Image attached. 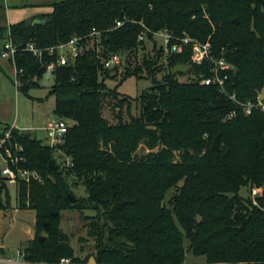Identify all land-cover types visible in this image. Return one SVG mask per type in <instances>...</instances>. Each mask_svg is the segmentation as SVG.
Segmentation results:
<instances>
[{"label": "trees", "instance_id": "16d2710c", "mask_svg": "<svg viewBox=\"0 0 264 264\" xmlns=\"http://www.w3.org/2000/svg\"><path fill=\"white\" fill-rule=\"evenodd\" d=\"M50 6L49 14L0 25V55L10 31L19 50L16 65L23 70L18 91L30 99L58 55L45 53L40 60L25 50L27 44L46 50L82 37L84 47L74 63L52 72L47 98H54V116L69 123L64 142L50 147L32 131L12 132V143L25 148L21 166L42 178L17 188L19 203L29 200L36 211L35 236L23 248L26 260L185 264L191 252L206 264H264V113L247 115L231 99L255 101L264 89V0H61ZM144 26L150 40L164 32L210 43L213 55L233 66L222 73L228 75L227 94L202 84L213 66L192 63L191 46L164 58V47L154 43L156 58L144 61L150 77L162 66L189 64L195 77L182 82L168 71L163 81L152 79L153 86L139 98L141 114L130 115L129 122L117 115L118 123L111 124L104 116L107 98L116 99L119 108L130 99L107 86L116 76L104 68L102 57L144 50L145 42L138 41ZM93 29L102 34L101 53L86 39ZM142 72L136 67L122 81L143 78ZM236 110L237 117L224 121ZM218 135L220 149L213 151ZM141 146L147 152L140 155ZM79 184L87 197L75 194ZM243 188L249 190L247 198L241 196ZM255 188L262 190L258 206ZM11 203L0 182V212ZM65 210L95 213L85 217L88 236L95 240V252L86 258L76 254L61 227Z\"/></svg>", "mask_w": 264, "mask_h": 264}, {"label": "rangeland", "instance_id": "374dc122", "mask_svg": "<svg viewBox=\"0 0 264 264\" xmlns=\"http://www.w3.org/2000/svg\"><path fill=\"white\" fill-rule=\"evenodd\" d=\"M43 1L58 2L61 0H0V7L8 10L7 16L10 15L8 23H13L16 22V19H13L14 17L10 14L11 10H15V8L19 10V8L33 6L38 2L40 4ZM1 24H7L5 12L3 11H0ZM154 43L159 49L165 47V37L163 35H155L154 40L147 38L144 50L120 52L124 53V55L119 54L122 63L111 70L116 79H108L106 84L110 89L116 88L121 97H127L130 101L122 108H119L116 106V99L107 98L104 104V116L111 124L118 123L117 115H120L123 121L129 122L130 115L138 117L141 114L139 98L153 86L152 79L161 82L168 71L182 82L189 81L195 77V71L191 64L177 65L171 69L162 66L161 71H157L153 78L150 77L145 69L144 61L145 59L153 60L156 58L158 53L154 51ZM164 58L159 63L160 65L165 63ZM2 62L6 63L0 56V64L4 67L3 71L0 70V127L16 125L17 129L32 131L38 139L45 142V133L40 131V129L45 127L50 119L54 118V98H47L50 88L54 84L53 73L48 71L44 75L40 81V88L30 91L29 95L32 98L30 99L24 93L18 91L15 84L14 69L12 70V67L8 64L3 65ZM139 66L144 68V72L141 73L144 76L143 78L131 76L122 81L127 73H132ZM146 152L145 147L141 146L139 154ZM68 162H71L70 159H68ZM3 165L4 163L0 159V166ZM73 190L77 197H87L86 189L81 184L74 185ZM172 195L173 191L168 194L167 200ZM241 196L247 198L249 190L243 188ZM94 214L93 211L89 210H65L62 212L61 227L71 238V244L76 250V254L82 258H86L95 252V240L88 236L87 222L85 220L86 216ZM35 222L36 211L27 208L25 204L19 203L18 189L13 187L11 207L6 211L0 212V249L13 256L18 250L26 247L27 242L31 240L30 238L33 239L35 236ZM188 246L189 243L186 242V247ZM185 264H206V261L204 257H195L191 252H188Z\"/></svg>", "mask_w": 264, "mask_h": 264}, {"label": "built area", "instance_id": "2783aa9c", "mask_svg": "<svg viewBox=\"0 0 264 264\" xmlns=\"http://www.w3.org/2000/svg\"><path fill=\"white\" fill-rule=\"evenodd\" d=\"M122 26L121 22H117V27ZM145 30L140 34L138 41L145 42L148 38L149 30L144 26ZM156 35H163L165 37L164 57H167L173 53H179L185 46H191L192 48V63L201 65L208 61L212 64V76L209 78H202L203 85H217L221 92L227 94L226 83L228 81V75L223 72H227L232 69L233 66L229 64L224 58L217 59L212 53L210 43L202 44L191 38H184L177 40L172 34L160 32ZM90 39L92 45L96 48L98 53L102 50V34L101 32L93 29L91 34L86 38ZM82 37H74L70 42L60 45L58 47H52L46 50L38 48L34 43H29L26 46V51L32 53L35 57L42 60L44 54L47 53L49 56L58 55L57 62H53L47 66V72H53L58 66H67L76 61V59L84 52L82 46ZM172 41H176L172 44ZM19 50L13 43L11 32L8 31L5 41L3 43L1 58L11 63L14 69L15 84L18 88L20 85V78L23 74V70L18 69L16 65V57ZM102 65L105 69H113L122 63L121 56L119 54H111L107 57H102ZM231 99L242 109L245 114L251 115L254 110H260L264 113V89L257 91V98L255 101H249L242 103L237 100L236 96H231ZM237 110L230 113L224 121L231 120L237 117ZM69 128V123L66 120H56V117L50 119L43 130L46 133V144L50 147H56L64 142V137ZM17 129L15 125L7 131L0 130V159L4 165L0 166V182L5 185L9 190L12 197V188H18V186L25 182L30 183L32 179L42 181V178L38 173L27 170L21 166L22 163L26 162L24 156L25 148L18 142L12 143L13 130ZM253 201L254 205L258 206L257 198L261 196V189H253ZM19 199V195H18ZM25 205L27 208H31L30 201H26ZM72 260L64 258L60 264H71ZM0 264H34L26 260V253L24 249L18 250L13 256L8 253L0 255Z\"/></svg>", "mask_w": 264, "mask_h": 264}, {"label": "crops", "instance_id": "0c3cea01", "mask_svg": "<svg viewBox=\"0 0 264 264\" xmlns=\"http://www.w3.org/2000/svg\"><path fill=\"white\" fill-rule=\"evenodd\" d=\"M38 3L33 5V6H26V8H19V10H17L16 8H15V10H11L10 14L12 15V17H14L13 19H16L15 20L16 22H13V23H8V18L10 15L7 16L8 10L4 8L3 12H5V18L7 21V25L8 24L9 25L16 24V23H19V22L24 21V20H28V19H30L34 16H37V15H40V14H49L53 11V8L50 6L51 3H53V2L43 1L40 4H38ZM17 12H20V13H17ZM2 63H3V65L8 64L10 67H12L11 63L8 61H6V63H4V62H2ZM3 68L4 67L0 64V70L1 71H3ZM12 70H13V67H12ZM11 126H13V125H11ZM40 131H43L45 133L43 128H41ZM44 139H46V133L44 135ZM45 143H46V141H45ZM30 239L32 240V238H30Z\"/></svg>", "mask_w": 264, "mask_h": 264}, {"label": "water", "instance_id": "95a60500", "mask_svg": "<svg viewBox=\"0 0 264 264\" xmlns=\"http://www.w3.org/2000/svg\"><path fill=\"white\" fill-rule=\"evenodd\" d=\"M235 22L238 23V20H235ZM235 73L237 74L238 71L235 70ZM56 120L58 121V120H60V118H59V117H56ZM220 140H221V136L218 135V136L215 138V140H214V142H213V145H212V150H213V151H218V150L220 149ZM43 237H46V234H43ZM89 264H97L95 258L92 257V258L90 259Z\"/></svg>", "mask_w": 264, "mask_h": 264}]
</instances>
